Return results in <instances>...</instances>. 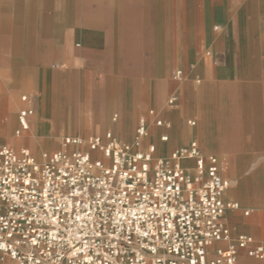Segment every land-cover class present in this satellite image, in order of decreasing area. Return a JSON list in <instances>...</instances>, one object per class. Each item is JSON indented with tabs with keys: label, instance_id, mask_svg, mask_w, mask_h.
<instances>
[{
	"label": "built area",
	"instance_id": "2783aa9c",
	"mask_svg": "<svg viewBox=\"0 0 264 264\" xmlns=\"http://www.w3.org/2000/svg\"><path fill=\"white\" fill-rule=\"evenodd\" d=\"M179 99L175 90L166 103L176 107ZM20 101L17 137L30 130L35 113L27 95ZM148 115L155 117V111ZM154 123L170 127L161 119ZM147 135L148 122L141 116L131 141L111 131L65 135L58 149L39 157L26 147L0 145V259L9 257L12 264H237L240 250L263 259V247L253 245L251 236L233 237L221 222L227 210L240 205L223 198L229 181L218 157L203 154L196 141L156 156L153 144L143 145Z\"/></svg>",
	"mask_w": 264,
	"mask_h": 264
},
{
	"label": "crops",
	"instance_id": "0c3cea01",
	"mask_svg": "<svg viewBox=\"0 0 264 264\" xmlns=\"http://www.w3.org/2000/svg\"><path fill=\"white\" fill-rule=\"evenodd\" d=\"M23 1L0 0V71L7 69L9 73L12 72V68L5 67L4 59H16L19 61L17 65L23 69H30L35 65L29 52L8 57L2 46L4 39H53L51 28L58 22V27L64 31L61 35L63 39L81 43L79 53L83 60L92 61L93 73L100 77H112L115 83L114 91L119 93V99L122 97L123 88L127 87L129 92L127 100L118 105L121 116L116 121L111 119L115 113L111 114L109 120L107 105L93 102L88 117L90 126L97 129L95 125L98 123L104 126V131L115 123L117 127L113 129L116 136L131 141L138 118L145 116L148 122V135L144 138L143 145L153 144L156 156H168L176 147L196 141L203 154L215 155L220 162L228 159L230 176L222 169L223 176L229 181L223 198L238 202L240 208L227 210L221 222L230 230L233 237L239 234L249 235L254 240L253 245H261L264 249V0H241L236 12V24L241 30L234 41L240 47L234 54L230 32L234 25H230L233 20L229 18L230 8L227 3L221 5V21L214 25L217 30L222 29L224 33L223 52H219L217 46L222 41L218 39L220 33L204 31L207 17L212 23L210 16L212 5H208L207 8L203 6L202 11L207 16L202 15L200 18V33L186 30L184 24L186 7L181 8L180 10L184 12L179 18L181 31L175 35L168 31L163 9L158 4H133L131 0H124L122 3H116V0H94L88 4L77 5L76 10L80 13L70 15L69 5L59 7L53 15L52 9L47 6L43 9L44 30L37 38L31 33L36 6L32 0H28L27 3ZM49 1L52 0H46V4H49ZM172 39H176L177 45L173 53L167 48L172 44ZM146 44H150V48L146 47ZM205 49L208 55L211 49L215 56L222 55L227 83L232 82L234 75L239 77L243 91L237 96V105L228 106L222 87L220 109H216L208 79L210 74L208 61L204 56ZM233 55L237 61L235 65L231 62ZM151 60L155 63L149 67L148 62ZM164 60L167 61L166 65ZM116 61H119L118 65ZM173 67L180 69L187 78L193 76L198 79L193 80L191 77L179 81L170 92L171 94L178 90L179 104L176 107H169L164 101L165 92L161 77L170 75ZM100 79L95 90L100 89ZM9 82L11 85L14 84L12 79ZM193 82L198 85L194 86ZM2 84L3 81L0 79V85ZM140 85H143L144 90L151 91L150 105L155 108L164 102L166 109L165 111L158 109L155 117L149 116L148 112L140 115L133 127L136 93ZM33 89L37 107L41 109L44 92L36 87ZM3 93L0 97V117L3 116L5 109L10 108ZM51 102L47 104L49 107L47 111L53 113ZM19 104L17 112L22 105L21 101ZM185 108L190 112H184ZM60 110H63V117L61 113L58 114ZM56 111V122L68 123L71 120L70 117L66 118L69 114L66 106H60ZM36 114L37 111L30 118L31 127L27 132L30 135L25 133L17 137L13 131L15 145L5 144L16 149L26 147L34 155H38L37 148L44 141H39L38 137L31 134L36 130ZM7 115L10 116V113L7 112ZM155 119L170 123V127L155 125ZM188 120L195 121V125H188ZM98 132L103 135L101 130ZM161 135H167L168 139L162 141ZM21 142L22 145L17 146ZM240 156L244 158L243 163L238 159ZM191 163L192 161H184L185 165ZM245 210L250 212L245 215ZM0 264H12V261L9 257H2ZM237 264H264V258L250 257L244 250H240Z\"/></svg>",
	"mask_w": 264,
	"mask_h": 264
},
{
	"label": "rangeland",
	"instance_id": "374dc122",
	"mask_svg": "<svg viewBox=\"0 0 264 264\" xmlns=\"http://www.w3.org/2000/svg\"><path fill=\"white\" fill-rule=\"evenodd\" d=\"M92 1L94 0H52L49 1V4H46V0H32V3L36 6V12L35 21L31 27V33L38 38L44 30L43 9L47 6L52 9L53 15L55 14L54 11L59 9V7L61 8L62 6L69 5L71 6V11H68V14L70 15L73 13H80L76 10L77 5L81 6ZM23 2L27 3L28 0H24ZM122 2H124V0H116V3ZM131 2L133 4H158V6L163 9L164 22L168 26V31L171 35H175L178 32L180 34L181 30L179 18L180 15L184 14V12L180 10L181 8L183 9L186 7V18L184 21L186 30H190L192 33H200V18L202 15H206V13L202 11L203 6L207 8L208 5H212V12L210 14L212 23L207 17L204 31L209 33L210 30L212 34L220 33L218 39H222V41H220L217 46L219 52H223L224 33L222 29L217 30L214 25L221 21V5L227 3L230 8V13L228 14L229 18L233 20V22H230V25H234L230 29L233 38L231 48L233 54L239 50L240 45L234 41L235 37L239 36V31L241 30L236 24V12L240 6L241 0H131ZM188 10H190V12H188ZM55 23L51 28L53 39H4L2 42L3 49L6 53H8V57L12 55H23L29 52L33 56L35 65L30 69H23L20 65H17L19 61L16 59L10 58L3 60L5 67L12 68V72L9 73L7 69L0 71V79L3 81V84L0 85V97L2 96L1 93L4 92L5 102L9 104L10 107L7 110L5 109L3 116L0 117V145L5 143L13 144V137H15L13 135V131L17 125L16 109L20 103V97L24 94H27L30 97L35 111H37L36 130L32 131L31 134L38 137L39 141H44V143L41 144V146L39 145L37 148L38 154L42 151H52L58 149L60 140L65 135H100L98 130H101V134L111 131L116 136L114 129L117 127V124L115 123L113 125L111 124L110 127L104 131V126L98 123L95 125L97 129L92 128L88 123L89 110L93 102L99 105H107L109 107V120L111 114L113 113H115L117 118L120 119L121 115L118 110V105L119 103L127 100V96L129 95L127 87L123 88L124 91L121 92L122 97L119 99V93L114 91L115 83L113 82L112 77H100L99 75L93 73L94 70L92 67V61L83 60V57L79 53L78 48L79 45L81 46V43L75 42L71 39H63L61 35H63L64 31L58 27V22ZM172 41V44L167 48L168 50L171 49L173 53V51L176 50L177 45L176 39H172ZM146 47L150 48V44H146ZM204 54L208 61L207 67L210 74L208 75V79L211 83V90L216 109H220V90L222 87L224 88L225 100H227L228 106L237 105V96L243 91L242 86L239 83V77L234 75L232 82L227 83L225 63H223L224 60L221 59L222 55L218 54L215 56L212 49L210 50V55L207 54V49L204 50ZM232 57L233 59L231 62L235 65L237 61L234 59V55ZM118 62L119 61H116V65H118ZM166 62L167 61L164 60L165 65ZM154 63V60L148 62L149 67H152ZM179 70L180 69L177 67H173L170 75H164L161 77L163 80L162 86L165 92L164 101L166 102L167 96L173 88H175L178 82L187 78L182 73V78L179 79L177 77V71ZM191 77L194 78L193 80L196 79V77L193 76H189L187 79H190ZM99 78H101L99 83L100 89L97 88L95 90L94 88L99 81ZM148 78L154 77L148 76ZM10 79L14 82L13 85L9 82ZM192 84L194 86L198 85L194 82ZM35 86L41 91H46L50 94L53 99L51 102L52 109L54 110L53 113L41 112L38 109L37 102L33 94V88ZM123 95H125V97H123ZM136 96L133 127L137 118L140 115L147 113L150 109L154 110L155 114L157 113L155 109H157V111L158 109H161L162 111H165L166 109L164 102L155 108L149 104L151 91L144 90L143 85H140V87L138 86ZM63 105L66 106L67 111L69 112L66 118H71L68 123H58L55 121V111L59 110L60 106L63 107ZM7 112L10 113V116L7 115ZM184 112L190 111L185 108ZM27 135H30V133H27ZM21 145L22 142L17 144V146ZM238 159L241 163H243L244 158L242 156L238 157ZM227 160L228 159L222 160L221 164L223 172L230 176L229 164Z\"/></svg>",
	"mask_w": 264,
	"mask_h": 264
},
{
	"label": "bare ground",
	"instance_id": "6f19581e",
	"mask_svg": "<svg viewBox=\"0 0 264 264\" xmlns=\"http://www.w3.org/2000/svg\"><path fill=\"white\" fill-rule=\"evenodd\" d=\"M236 50V49H235ZM36 87V86H35ZM37 89H38V87H36ZM38 90H40V89H38ZM51 96H50V94L48 93V92H44V94H43V98H42V100H41V102L43 103V104H41L43 107L41 108V109H39L41 112H48L47 111V108H49V107H47V104L49 103V102H51ZM50 104V103H49ZM45 106H46V108H45ZM156 110V109H155ZM157 111V110H156ZM56 113H57V111H56ZM59 113H61L60 115H62V113H63V110H60V111H58V114ZM62 117H63V115H62ZM60 123V122H59ZM179 134V133H178ZM122 139V138H121ZM37 157H39V154L38 155H36Z\"/></svg>",
	"mask_w": 264,
	"mask_h": 264
}]
</instances>
